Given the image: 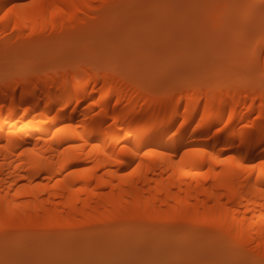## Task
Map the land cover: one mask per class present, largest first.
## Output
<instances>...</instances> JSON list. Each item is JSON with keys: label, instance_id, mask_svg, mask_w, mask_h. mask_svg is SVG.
Instances as JSON below:
<instances>
[{"label": "bare ground", "instance_id": "bare-ground-1", "mask_svg": "<svg viewBox=\"0 0 264 264\" xmlns=\"http://www.w3.org/2000/svg\"><path fill=\"white\" fill-rule=\"evenodd\" d=\"M96 1L43 0L39 7L11 0L27 6L3 20L22 29L50 15L57 30ZM232 1L215 23L218 40L234 33L242 50L255 36L256 48L237 60L235 50L232 67L182 94L129 81L106 58L101 74L80 61L51 76L29 70L1 81L0 220L17 227L0 231V259H92L98 246L115 248L102 262L117 246L115 257L124 247L133 255L145 246L165 250L185 235L190 251L215 256L216 264L229 254L233 264H264L260 0ZM8 3L0 0V9ZM46 28L32 26L30 34ZM2 38L14 41L9 33ZM237 68L247 77L242 85L233 83ZM259 69L260 77H250Z\"/></svg>", "mask_w": 264, "mask_h": 264}, {"label": "rangeland", "instance_id": "rangeland-1", "mask_svg": "<svg viewBox=\"0 0 264 264\" xmlns=\"http://www.w3.org/2000/svg\"><path fill=\"white\" fill-rule=\"evenodd\" d=\"M102 1L107 7H99ZM232 2V0H97L90 7L91 9L82 8L75 17L74 23L57 30L51 29L50 15L22 29H14V22L0 20V84L1 81L7 84L8 80H11L8 79L11 75L9 73L14 75L11 81L30 71L44 77L52 75L55 71H61L64 66L75 67L80 61L86 62L94 72L101 74L108 68L100 64V61L103 63L106 58L114 62L116 73L117 70L118 73H125L129 81L136 83L144 81L142 85L138 84L141 86L149 83L146 87L155 83L160 84L159 89L155 91L158 90L157 94L159 92L163 96L171 92L176 95L182 94L184 88L204 83L214 70L221 74L223 72L219 70L227 71L239 56H244V53L249 55L251 52L248 54L247 51H253V45L256 48L255 43L258 39L255 40V36L252 37L253 39L251 37L246 39L251 42L247 41V47L243 45L242 50L239 47L242 44L238 42L236 44L234 33L228 32L227 37L218 40L219 34L222 36L223 34L221 31H215V23L223 21V15L228 8L226 5L231 3L232 6ZM158 4L201 7L183 9L142 7ZM69 18L68 12L65 14V19ZM58 21H61V18ZM35 25L46 26L47 31L30 34L32 26ZM235 30L236 33L237 29ZM6 33H9L14 40L9 45H4L6 43L2 38ZM249 44L252 45L251 48ZM248 47L249 50H245ZM235 50H239V53L234 60L232 53L234 52L235 55ZM240 69L237 68L238 72L235 73L238 74H235L236 77L233 76L235 79L232 77L233 83L238 85H242L247 80L245 75L242 76ZM261 71L263 70L259 69L256 73L254 71L250 77L254 79L260 77ZM184 236L177 237L165 250L155 251L148 245L149 247L145 246L143 250L138 251L140 253L134 252V255L132 247L129 249L124 247L122 255L115 257L120 251L117 246V251L107 252V257L102 262L103 258H100L102 253L106 254L105 251H112L115 248L109 250L98 246L94 249L92 259L64 256L44 261L40 260L41 256L24 254L26 256L23 260L10 261H39L52 262V264H116L117 261L119 264H201L202 262L216 264L215 256H209L213 259H208V256L196 250L190 251L184 244ZM40 253L42 254L39 252V255ZM225 257L228 260L225 258L220 264H233L230 261L231 254L229 258L227 255ZM3 262L4 259H0V264Z\"/></svg>", "mask_w": 264, "mask_h": 264}, {"label": "snow or ice", "instance_id": "snow-or-ice-1", "mask_svg": "<svg viewBox=\"0 0 264 264\" xmlns=\"http://www.w3.org/2000/svg\"><path fill=\"white\" fill-rule=\"evenodd\" d=\"M32 6L43 7V0H31ZM27 5H20L16 3H11L9 0L8 6L0 9V20H3L5 17H8L14 9L20 7H26ZM99 7H107V5H99ZM142 7H154V8H163V9H183L187 7H201L200 5H184V4H158V5H147ZM247 7H255V5H247ZM261 9V18H260V31L261 35L264 36V0H260ZM182 123V122H181ZM152 151V149H149ZM261 165L264 166V161H261ZM17 227L16 224L12 222L5 223L3 220H0V231H10ZM3 264H52V262H39V261H4Z\"/></svg>", "mask_w": 264, "mask_h": 264}]
</instances>
